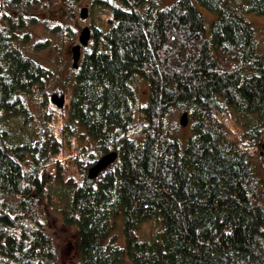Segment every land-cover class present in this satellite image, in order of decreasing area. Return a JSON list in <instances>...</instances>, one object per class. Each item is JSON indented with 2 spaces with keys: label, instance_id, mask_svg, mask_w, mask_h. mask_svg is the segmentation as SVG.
Masks as SVG:
<instances>
[{
  "label": "trees",
  "instance_id": "trees-1",
  "mask_svg": "<svg viewBox=\"0 0 264 264\" xmlns=\"http://www.w3.org/2000/svg\"><path fill=\"white\" fill-rule=\"evenodd\" d=\"M6 2L0 1V264L56 257L47 228L55 203L48 169L56 165L62 181L64 144L77 134L90 136L102 155L119 152L97 180L88 170L98 160L83 167L82 183L68 181V203L56 198L66 224L78 230L82 264H264V179L220 118L225 104L254 117L256 136L264 131V53L242 13L264 17V0H177L164 9L155 0H94L99 21L73 68L64 141L50 137L45 147L31 136L9 141L11 118L27 112L23 97L48 73L23 51L22 1L10 0L17 7L11 12ZM197 4L219 15L210 37ZM135 78L150 87L142 142L133 131ZM182 107L194 120L187 143L167 133L168 116ZM119 218L124 245L115 234ZM154 220L159 232L141 239L142 225Z\"/></svg>",
  "mask_w": 264,
  "mask_h": 264
},
{
  "label": "rangeland",
  "instance_id": "rangeland-1",
  "mask_svg": "<svg viewBox=\"0 0 264 264\" xmlns=\"http://www.w3.org/2000/svg\"><path fill=\"white\" fill-rule=\"evenodd\" d=\"M1 1V0H0ZM20 8H11L10 0L6 2L7 11L17 9L27 17V26L21 31L26 35L23 44L25 55L43 66L48 77L40 82L23 99L27 112L21 116H13L9 122L11 134L10 142H24L31 136V141L45 147L50 137L61 138V130L65 128L69 116V103L74 93L76 77L73 69L72 47L79 43L82 29L90 27L99 21V7L93 8L94 0H21ZM161 9L172 6L177 0H155ZM205 17L208 36L211 35V26L219 17L205 7L197 4ZM89 8V17L83 19L81 10ZM242 10V9H241ZM242 13L251 21L255 28V38L258 53H264V17L253 13ZM91 43V42H90ZM84 47L82 54L89 48ZM133 85L138 94V102L135 112V139L142 142L144 136L140 133L139 124L144 122L142 107L147 104L150 96L149 83L142 78H135ZM55 93L66 95L67 101L64 108H58L52 102ZM186 108H178L167 119V133L172 139L187 143L193 135V118L189 114V125L183 126L180 122ZM221 121L228 136L235 141L241 151L250 155L255 165V175L258 179H264V131L256 136L252 124L254 117L238 113L235 109L223 104ZM61 131V132H60ZM68 135V129L66 130ZM9 134V135H10ZM55 139V138H54ZM58 140V141H59ZM64 141V140H63ZM3 139L0 137V144ZM259 143L254 145V143ZM37 145V144H35ZM65 150L61 154V161L65 167L62 181L56 176V165L48 169V187L55 198V203H50V214L47 228L51 233L55 247L56 257L46 264H82L78 247V230L75 226L68 225L62 211V203L70 201L68 181L80 184L83 182V167L90 162L98 160L102 153L98 150L96 142L88 135H77L66 139ZM86 149V152H84ZM39 153V152H38ZM40 155V154H38ZM41 156V155H40ZM89 172V170H88ZM64 181V182H63ZM56 198L62 199V203ZM160 230V224L156 220L146 222L139 230L140 238L149 240ZM115 234L121 245H124L123 221L117 220ZM126 264H132L127 262Z\"/></svg>",
  "mask_w": 264,
  "mask_h": 264
},
{
  "label": "water",
  "instance_id": "water-1",
  "mask_svg": "<svg viewBox=\"0 0 264 264\" xmlns=\"http://www.w3.org/2000/svg\"><path fill=\"white\" fill-rule=\"evenodd\" d=\"M81 17L83 19H86L89 17V8L83 7L81 10ZM92 39V29L89 25L85 26L82 31L80 32L79 36V43L74 45L72 47V53H73V68L76 70L79 68L80 61L82 59V49L84 47H88ZM52 100L55 104H57L60 108H63L66 104V96L55 93L52 96ZM181 124L183 126L189 125V113L184 112L181 120ZM119 158V152L118 151H110L102 157L98 159V161L92 165L88 172V178L92 181H95L99 178V176L105 172L111 165H113Z\"/></svg>",
  "mask_w": 264,
  "mask_h": 264
},
{
  "label": "bare ground",
  "instance_id": "bare-ground-1",
  "mask_svg": "<svg viewBox=\"0 0 264 264\" xmlns=\"http://www.w3.org/2000/svg\"><path fill=\"white\" fill-rule=\"evenodd\" d=\"M57 94H59L60 96H62V95H64V94H61V93H57ZM66 96V95H65ZM52 100V99H51ZM66 101H67V97H66ZM52 102H53V100H52ZM53 104H55L54 102H53ZM58 108H60L57 104H55ZM66 105V104H65ZM69 105H70V103H69ZM65 107V106H64ZM63 107V108H64ZM62 109V108H61Z\"/></svg>",
  "mask_w": 264,
  "mask_h": 264
}]
</instances>
